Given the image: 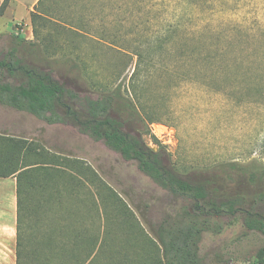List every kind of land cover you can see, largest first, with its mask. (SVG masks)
Returning a JSON list of instances; mask_svg holds the SVG:
<instances>
[{
  "label": "rangeland",
  "instance_id": "obj_1",
  "mask_svg": "<svg viewBox=\"0 0 264 264\" xmlns=\"http://www.w3.org/2000/svg\"><path fill=\"white\" fill-rule=\"evenodd\" d=\"M46 1L34 12L37 50L16 38L30 23L8 27L0 18L1 53L23 48L26 63L42 57L36 65H50L51 76L83 99L114 91L119 105L133 102L134 112L110 114L127 117L124 131L160 149L168 169L217 194H244V207L261 210L252 201L264 196V0ZM138 52L141 67L132 76ZM65 56L79 57L84 80L52 62ZM0 79L20 82L3 69ZM153 122L170 127L175 140L155 136ZM0 134L32 139L58 165L47 167L32 192L29 264H138L157 252L161 220L193 208L72 123L0 104ZM242 216H222L219 233L203 232L202 264H257L264 233L248 229Z\"/></svg>",
  "mask_w": 264,
  "mask_h": 264
},
{
  "label": "trees",
  "instance_id": "obj_2",
  "mask_svg": "<svg viewBox=\"0 0 264 264\" xmlns=\"http://www.w3.org/2000/svg\"><path fill=\"white\" fill-rule=\"evenodd\" d=\"M4 6L5 1L1 3L0 14ZM34 17L35 13L31 12L32 21ZM70 28L74 30L71 26ZM16 38L20 43L29 44L33 52L37 50L34 41H29L22 35H17ZM97 41L101 44V40ZM18 51V48L14 47L4 53L0 52V70H5L9 75H19L20 78L17 84L0 79L2 106L29 112L47 123H72L93 139H102L125 160H135L137 168L161 188L175 195L187 196L192 201V209H185L175 216L166 215L161 220L154 230L158 242L157 252L144 255L137 260L138 264H202L199 243L203 232L212 230L219 233L222 224L218 220L222 216L234 219L236 212L243 215L242 222L248 229L264 233L263 194H257L252 201L253 204L258 202L262 204L261 210H255L252 208L253 205L250 208L244 207L247 199L244 194L234 196L217 194L216 190H208L203 183L185 180L168 169L160 149L153 150L145 145L139 134L124 131L123 127L129 120L127 117L121 118L118 114L116 116L110 114L122 109L134 112L133 102L126 100L124 107L119 105L114 91L100 98L83 99L76 91L51 76L50 65L49 70L41 67L44 64L42 57L26 63L24 49L21 48L20 54L17 55ZM136 55L137 61L132 76H136L141 67L142 55L140 52ZM211 57L213 58L206 55L204 59ZM76 58L65 56L52 62L75 70L77 77L84 80L85 71ZM131 86L134 87L133 84ZM67 103L78 104L79 109L67 106ZM44 158L39 145L32 139L0 134V176L13 175L16 181L15 264H29L31 261L28 255L33 249L30 230V219L34 211L32 192L39 191L41 177L46 174L44 171L48 170L47 167L58 166L53 157L47 160ZM52 178L50 177V180ZM117 198L122 203L120 197ZM130 214L134 216L132 212ZM91 241L93 247L88 256L94 258L95 250L98 249V236L95 235ZM255 258L257 264H264V247L257 250ZM73 264L91 263L82 260ZM116 264L132 263L120 260Z\"/></svg>",
  "mask_w": 264,
  "mask_h": 264
},
{
  "label": "crops",
  "instance_id": "obj_3",
  "mask_svg": "<svg viewBox=\"0 0 264 264\" xmlns=\"http://www.w3.org/2000/svg\"><path fill=\"white\" fill-rule=\"evenodd\" d=\"M3 1H5V6L0 14L2 22L8 27L13 26L18 22L17 20L30 23L31 28L28 24L23 28L25 39L29 41L37 40L38 32L34 30L31 12L39 14L38 8L47 1L0 0V5ZM86 185H88L87 182ZM15 242L16 181L13 175L0 176V264H15Z\"/></svg>",
  "mask_w": 264,
  "mask_h": 264
},
{
  "label": "built area",
  "instance_id": "obj_4",
  "mask_svg": "<svg viewBox=\"0 0 264 264\" xmlns=\"http://www.w3.org/2000/svg\"><path fill=\"white\" fill-rule=\"evenodd\" d=\"M150 126H151V131L155 136L159 137L160 135H163L167 137V142L169 144L172 143L173 140H175L172 129L167 125H164L160 122H153L150 124Z\"/></svg>",
  "mask_w": 264,
  "mask_h": 264
}]
</instances>
